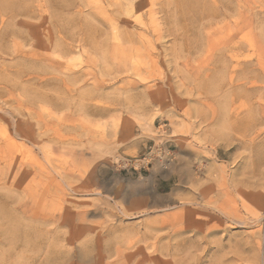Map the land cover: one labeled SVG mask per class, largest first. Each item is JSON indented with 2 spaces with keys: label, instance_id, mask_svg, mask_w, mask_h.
I'll use <instances>...</instances> for the list:
<instances>
[{
  "label": "rangeland",
  "instance_id": "374dc122",
  "mask_svg": "<svg viewBox=\"0 0 264 264\" xmlns=\"http://www.w3.org/2000/svg\"><path fill=\"white\" fill-rule=\"evenodd\" d=\"M262 140L264 0H0V264H264Z\"/></svg>",
  "mask_w": 264,
  "mask_h": 264
},
{
  "label": "bare ground",
  "instance_id": "6f19581e",
  "mask_svg": "<svg viewBox=\"0 0 264 264\" xmlns=\"http://www.w3.org/2000/svg\"><path fill=\"white\" fill-rule=\"evenodd\" d=\"M205 1V0H204ZM208 3V2H207ZM215 3V2H214ZM204 3H202V5H203ZM206 4V3H205ZM207 5V4H206ZM209 5V4H208ZM16 6V5H15ZM204 6V5H203ZM13 7V6H12ZM19 7V6H18ZM206 7V6H205ZM204 7V8H205ZM209 7V6H208ZM14 8V7H13ZM205 10V9H204ZM208 11H209V8L207 9ZM205 13H206V11H205ZM204 13V14H205ZM209 13V12H208ZM206 15V14H205ZM204 15V16H205ZM208 16V15H207ZM206 16V17H207ZM210 16V15H209ZM206 27V26H205ZM210 27V26H209ZM207 28V27H206ZM214 29V28H213ZM212 33V32H211ZM207 37V36H206ZM116 39V38H115ZM228 42V41H227ZM250 42H251V40H250ZM252 43V42H251ZM250 43V44H251ZM226 44V41H225V43L223 44V45H225ZM220 45H222V41L219 43V45H218V47L220 46ZM251 47H255V43L253 42L252 43V45H251ZM258 48V47H257ZM121 49V48H120ZM224 49V48H223ZM220 50V49H219ZM254 50V49H253ZM260 50V51H259ZM262 48L261 49H256L255 51H254V53H255V55H256V57H258V61L259 62H261L262 60H261V57H262V54H263V52H262ZM220 52H222V50H220L219 51V53ZM120 53V52H119ZM209 53V52H208ZM207 53V54H208ZM218 53V54H219ZM258 53V54H257ZM215 54H217V52H215ZM224 54V53H223ZM209 55V54H208ZM220 55V54H219ZM221 55H222V53H221ZM213 56H215V55H213ZM226 56V55H225ZM214 58V57H213ZM218 58V57H217ZM247 58V57H246ZM215 59V58H214ZM220 59H222L221 57H220ZM137 60V59H136ZM223 60H224V58H223ZM138 61V60H137ZM223 64V63H222ZM250 64V63H249ZM257 64V63H256ZM253 65V64H252ZM218 69H220V68H218ZM217 69V70H218ZM207 72V71H206ZM217 73V72H216ZM247 73H248V71H247ZM215 74V73H214ZM206 75V74H205ZM244 75H245V73H244ZM212 76V75H211ZM219 76V75H218ZM242 77H245V76H242ZM246 77H248V76H246ZM210 78V77H209ZM206 79V78H205ZM211 79V78H210ZM214 79V78H213ZM203 80V79H202ZM203 81H205V80H203ZM202 81V82H203ZM212 81V80H211ZM210 81V82H211ZM214 81V80H213ZM201 82V81H200ZM201 82V83H202ZM212 83V82H211ZM210 84V83H209ZM203 85V84H202ZM198 86V85H197ZM196 86V88H198ZM212 86V85H211ZM200 87V86H199ZM202 87V86H201ZM209 88V87H208ZM207 88V89H208ZM213 88V87H212ZM215 88H219L218 86L216 87V86H214V90H215ZM205 89V88H204ZM220 89V88H219ZM217 91H218V89H216ZM216 90L214 91V93L216 92ZM192 91V90H191ZM190 91V93H192ZM199 92V91H198ZM220 92V91H219ZM243 93V92H242ZM206 94V93H205ZM210 94V93H209ZM203 95V94H202ZM211 96L213 95V94H210ZM216 95V94H215ZM214 95V96H215ZM218 95V94H217ZM221 95V94H220ZM236 95H237V93H236ZM241 95V94H240ZM198 96V95H197ZM200 96H201V94H200ZM204 96V95H203ZM243 96V95H242ZM244 96H245V94H244ZM218 97H219V95H218ZM246 98H247V96H245ZM207 98V97H206ZM205 98V99H206ZM212 98V97H211ZM219 98H222V97H219ZM249 98V97H248ZM203 97H195L194 95H192L191 96V99H190V102L191 103H193V106L190 108V112H189V119L190 120H192L191 122H190V124L188 125L189 126V129H190V131L191 130H193L194 129V125L195 124H197V123H199L200 122V124H199V126L201 127L203 124H205L206 123V121L209 119V118H206V116L205 115H207L206 114V110L204 109H202V107H204V108H206L207 107V102H206V100H205ZM208 99H210L209 97L207 98V100ZM216 99V98H215ZM238 99V98H237ZM243 99V98H242ZM220 100V99H219ZM219 100H217V101H219ZM209 101V100H208ZM233 101V100H232ZM216 102V101H215ZM228 102V101H227ZM227 102H224V103H227ZM230 103H231V101H230ZM225 105V107L227 108L228 106L230 107L232 104H230L229 105V103L228 104H224ZM228 105V106H227ZM247 105V104H246ZM198 106L200 107L199 108V110L197 111V108H198ZM260 106V105H259ZM224 107V108H225ZM236 107V106H235ZM240 108L241 107H245V102L242 100V102L240 103V106H239ZM260 107H262V106H260ZM231 108V107H230ZM230 108L228 109H225V111L226 112H228V113H226V117H227V119H232L233 117H235V119L237 118L238 119V115H239V112L238 111H236L235 113H234V109L232 110V112H230ZM247 109H249L248 107L246 108V111L245 112H248L247 111ZM260 109V108H259ZM227 110H229V111H227ZM262 109H260V111H261ZM206 111V112H205ZM243 111V110H242ZM249 111H250V109H249ZM244 112V111H243ZM208 114H211V112H208ZM252 114V113H251ZM262 114H263V112H262ZM208 116V115H207ZM211 116V115H210ZM225 116H224V118H225ZM242 116V115H241ZM249 117V116H248ZM223 118V119H224ZM240 118V117H239ZM247 118V117H246ZM245 118V119H246ZM252 118V117H251ZM196 119H199V122H194V121H196ZM248 119V118H247ZM246 119V120H247ZM211 120V122H210V124H211V126H214V125H216L217 123H218V121L217 122H215L214 124H213V122H214V117H212V119H210ZM251 120V119H250ZM198 121V120H197ZM223 121V120H222ZM243 121V120H242ZM249 121V120H248ZM224 122V121H223ZM251 123H252V121H250ZM225 123V122H224ZM223 123V124H224ZM243 123H245L244 121H243ZM247 123H249V122H247ZM209 124V123H208ZM235 125V124H234ZM246 125V124H245ZM207 126V125H206ZM224 126V125H223ZM222 126V127H223ZM231 126H233V124L231 125ZM243 126V125H242ZM246 127H248L247 125H246ZM203 128H205V126L203 127ZM249 128H250V125H249ZM251 129V128H250ZM199 130V129H198ZM197 130V131H198ZM202 130V129H201ZM194 131V130H193ZM245 130H243V132H244ZM199 132H200V130H199ZM195 133V132H194ZM197 133V132H196ZM205 133V132H204ZM248 133V132H247ZM203 134V133H202ZM201 134V135H202ZM193 135V134H192ZM197 135V134H196ZM200 136V135H199ZM192 137V136H191ZM188 138V143L190 144V147H191V150H190V155L192 156V153H193V148H192V146L193 145H195L194 144V141L193 140H195V138H193V140H192V138ZM200 142H202V141H200ZM204 143V142H203ZM246 143H247V140H246ZM248 144V143H247ZM246 144V145H247ZM255 144V143H254ZM251 145V144H250ZM202 146V145H201ZM201 148V147H200ZM194 154V153H193ZM209 154V153H208ZM254 155V154H253ZM255 157V161H254V167L259 171V177H261V178H263L264 177V140H262L261 142H260V145H258V148H256V150H255V155H254ZM250 158H251V156H250ZM190 160V159H189ZM191 164H192V162H191ZM193 165V164H192ZM254 171V170H253ZM231 173V172H230ZM197 174V173H196ZM227 176V175H226ZM254 178H256V177H254ZM192 179V178H191ZM193 179H196V180H198L197 178H194L193 177ZM250 179V178H249ZM260 179V178H259ZM203 180V179H202ZM228 181V180H227ZM237 181V180H236ZM260 181H263V180H260ZM248 182V181H247ZM193 183V182H192ZM256 183V182H255ZM257 184V183H256ZM203 186V185H202ZM228 186H229V184H228ZM230 187V186H229ZM253 187H255V186H253ZM200 188H202V187H200ZM236 188V187H235ZM261 188V187H260ZM260 190V189H259ZM200 195H201V193H200ZM203 195V194H202ZM245 196H246V194H244ZM250 196V195H249ZM248 197V196H247ZM203 198V197H202ZM263 198V197H262ZM188 199H191V198H188ZM198 199V198H197ZM203 200L205 201V199L203 198ZM198 200H196V202H197ZM247 201V200H246ZM263 201V200H262ZM201 202V201H200ZM236 203V202H235ZM234 205H237V204H234ZM263 205V204H262ZM220 208H222V206L220 207ZM257 208H258V206H257ZM261 208V207H260ZM262 209V208H261ZM184 210V209H183ZM222 210V209H221ZM229 210V209H228ZM228 210H227V212H228ZM256 210V209H255ZM259 211V210H258ZM224 212V211H223ZM226 212V211H225ZM224 212V213H225ZM256 212H257V210H256ZM229 214V213H228ZM176 216V215H175ZM155 262V261H154ZM178 264V263H177Z\"/></svg>",
  "mask_w": 264,
  "mask_h": 264
}]
</instances>
